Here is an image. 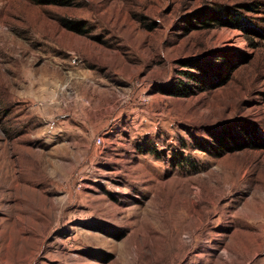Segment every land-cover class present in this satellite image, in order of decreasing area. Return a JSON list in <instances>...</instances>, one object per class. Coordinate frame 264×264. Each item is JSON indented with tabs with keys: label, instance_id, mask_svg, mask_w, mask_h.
<instances>
[{
	"label": "rangeland",
	"instance_id": "1",
	"mask_svg": "<svg viewBox=\"0 0 264 264\" xmlns=\"http://www.w3.org/2000/svg\"><path fill=\"white\" fill-rule=\"evenodd\" d=\"M0 264H264V0H0Z\"/></svg>",
	"mask_w": 264,
	"mask_h": 264
},
{
	"label": "trees",
	"instance_id": "2",
	"mask_svg": "<svg viewBox=\"0 0 264 264\" xmlns=\"http://www.w3.org/2000/svg\"><path fill=\"white\" fill-rule=\"evenodd\" d=\"M232 21L241 22V19L239 16L235 17V15H231V13L229 14V9L225 8V9L216 11L215 13H212V17L209 18L206 21V23H203V24L205 27L210 29V28H214L216 26L228 27V26L232 25ZM64 25L68 30H70L72 32H76V33L82 34V35L85 34V30H84L83 26L76 21L65 20ZM196 67H198V66H195V68ZM199 71H203L202 68H199ZM191 79L194 81H197L196 76L195 77L192 76ZM162 91L168 95H173L176 97V96H181L183 94H188V92L190 91V88H188V87H186L185 89L178 88L175 90L171 89V88H163ZM243 132H245V134L249 137L250 142H248L247 140L239 139L234 134H232L230 131H227L224 135H226L228 137L230 142H226L224 140V138H218L217 143L222 149L227 150L228 152H235V151H238L240 149H246L248 147H253V145H255V143H263V139L261 140L259 138V135L257 134V130L251 129V128H249V129L244 128ZM257 139L260 142H257ZM255 147H257V146H255Z\"/></svg>",
	"mask_w": 264,
	"mask_h": 264
},
{
	"label": "built area",
	"instance_id": "3",
	"mask_svg": "<svg viewBox=\"0 0 264 264\" xmlns=\"http://www.w3.org/2000/svg\"><path fill=\"white\" fill-rule=\"evenodd\" d=\"M99 142H100V143L102 142L101 139L99 140Z\"/></svg>",
	"mask_w": 264,
	"mask_h": 264
},
{
	"label": "bare ground",
	"instance_id": "4",
	"mask_svg": "<svg viewBox=\"0 0 264 264\" xmlns=\"http://www.w3.org/2000/svg\"><path fill=\"white\" fill-rule=\"evenodd\" d=\"M241 43V42H240Z\"/></svg>",
	"mask_w": 264,
	"mask_h": 264
}]
</instances>
